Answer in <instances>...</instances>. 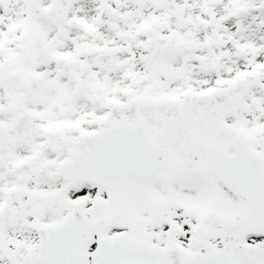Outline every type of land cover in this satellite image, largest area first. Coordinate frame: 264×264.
I'll list each match as a JSON object with an SVG mask.
<instances>
[{
  "label": "snow or ice",
  "instance_id": "snow-or-ice-1",
  "mask_svg": "<svg viewBox=\"0 0 264 264\" xmlns=\"http://www.w3.org/2000/svg\"><path fill=\"white\" fill-rule=\"evenodd\" d=\"M0 264H264V0H0Z\"/></svg>",
  "mask_w": 264,
  "mask_h": 264
}]
</instances>
